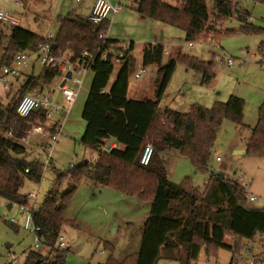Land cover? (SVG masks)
<instances>
[{
  "label": "trees",
  "instance_id": "obj_1",
  "mask_svg": "<svg viewBox=\"0 0 264 264\" xmlns=\"http://www.w3.org/2000/svg\"><path fill=\"white\" fill-rule=\"evenodd\" d=\"M136 5L144 16L183 29L189 41L214 30L215 24L223 19L234 15L243 18L238 0H214L211 9L208 0H181L180 4L169 0H137ZM107 22L95 24L89 16L69 12L60 17L57 33L48 40L20 24L0 20V66L11 64L20 51L36 50L46 41L53 44L55 53L70 50L74 57L102 45L92 64L94 77L82 112L86 127L81 141L97 151V158L74 166L67 173L57 174L41 206L33 210L34 223L41 227L43 241L51 252L44 256L30 249L25 264H69L67 251L57 246L68 222L63 210L71 194L88 180L152 202L138 253L122 262L110 260L108 264H158L162 258L192 264L203 248L210 256L217 248L230 249L234 260L237 250L232 243H226L227 235L241 237L236 241L237 246L244 241L251 243L258 234L264 235V208L251 207L246 189L237 180L222 177L216 171H210L204 190L195 186L190 178L184 183L173 182L168 177L164 154L178 149L191 159L197 171L208 172L224 120L247 126L243 120L244 100L231 95L227 101L217 102L212 107L195 104L186 113L171 108L160 110L177 59L162 63L164 45L152 42L143 49V62L160 65L155 97L130 98L129 78L135 69V57L131 54L134 44L125 48L119 40L110 37L103 44L99 35L106 31ZM105 51L106 59L102 57ZM119 51H123L118 63L121 69L110 84L117 65L114 56ZM185 60L190 67L202 71L204 82L213 78L212 60L202 61L190 56ZM58 75L60 69L43 65L39 75L28 74L17 90L20 92L17 97L16 93L8 102L0 98V203H28L29 197L21 194V187L26 180L39 182L43 177V163L30 157L22 140L28 136L34 122L48 120L46 110L39 109L24 117L16 107L24 94L33 90H39V94L41 88L50 85ZM110 141L117 146L110 151L103 149ZM148 144L153 146L154 154L145 165L140 160ZM249 152L264 155V101L248 142ZM65 184L69 190L62 192Z\"/></svg>",
  "mask_w": 264,
  "mask_h": 264
},
{
  "label": "rangeland",
  "instance_id": "obj_2",
  "mask_svg": "<svg viewBox=\"0 0 264 264\" xmlns=\"http://www.w3.org/2000/svg\"><path fill=\"white\" fill-rule=\"evenodd\" d=\"M169 1L181 3V0ZM238 1L239 13H242L243 18L234 15L223 19L219 24H215L214 30H208L199 38L189 41L183 29L141 14L137 10V0H110L114 5L120 2L122 7L109 16L105 35L119 40L125 48L134 42L131 54L135 57V69L130 73L128 94L132 99L155 97L160 65H145L143 49L150 42H161L165 48L162 63L176 58L177 66L161 99L160 110L171 108L186 113L190 112L195 104L212 107L217 102L227 101L231 95H237L244 100L243 120L247 126L241 127L231 119L224 120L213 148L210 170L197 171L189 157L182 155L178 149H171L164 154L168 177L176 183H184L190 178L201 190L205 189L210 171H222L232 180L243 177L244 183H251L247 191L257 196L256 200L249 201V205L264 208V155L236 152L248 150L253 128L259 120V108L264 101V0ZM20 2L27 4V0H0V8H6L10 14L22 20L21 26L37 30L35 23L38 19L35 17L38 16L33 17L31 12H39L34 7H47L46 12H41L44 14V20L40 21L43 25L40 33H45L49 28V31L55 34L61 15L77 12L86 16L94 0H32L24 13H21V8L17 6ZM208 5L211 9L214 0H208ZM48 36L45 38L48 39ZM121 52L123 53H118ZM187 56L202 61L212 60L213 78L204 82L202 71L190 67L185 60ZM229 58L233 59L232 65L228 64ZM114 61L117 65L110 77V84L121 69L119 61ZM29 62L27 72L39 75L43 65L37 62L36 55H32ZM139 68H145V72L136 79L135 72ZM25 74V77H28V74ZM93 77L94 71L90 68L68 115L61 111L53 112L51 117L43 122L44 133L33 131V125L37 123L34 122L28 136L22 140L31 158L46 163L48 153L51 154L52 163L45 164L42 179L39 182L26 180L20 189L23 195H37L34 208L41 206L58 173H67L74 166L78 167L87 160L97 158V151L81 141L86 127L82 112ZM23 79L22 77L17 83L18 86ZM63 80V75H58L44 90L50 92L54 103L68 106L70 103L65 101L61 90ZM68 85L77 87L72 81H68ZM0 91L2 95H6L5 89L0 87ZM30 92L38 94L39 90ZM16 93L15 97L20 94L19 91ZM5 100L8 102L7 98ZM55 124L57 129L61 128V134L58 140L53 141L51 136L56 132ZM109 143L107 142L108 145ZM46 145H50L49 150L42 151ZM217 157H220V160H217ZM68 190L67 184L61 189L62 192ZM151 206L150 200L130 195L112 186L91 180L82 182L71 194L63 210V215L68 221L62 231L68 242V263L108 264L110 260L122 262L136 255L141 248ZM25 223L26 217L21 213L18 203H13L11 208L6 201L0 203V264H25L30 249L44 256L50 254L49 245L43 241H40L39 246H35L37 235L32 229H27ZM226 243H232L237 250L234 260L230 249L217 248L210 256L203 248L198 260L192 264H245L242 260L243 247L237 246L233 234L227 235ZM250 244L254 253L264 254V235L258 234ZM158 264L179 262L162 258Z\"/></svg>",
  "mask_w": 264,
  "mask_h": 264
},
{
  "label": "built area",
  "instance_id": "obj_3",
  "mask_svg": "<svg viewBox=\"0 0 264 264\" xmlns=\"http://www.w3.org/2000/svg\"><path fill=\"white\" fill-rule=\"evenodd\" d=\"M10 1V0H6ZM81 1V0H76ZM121 4L118 2L117 5H114L110 2V0H95L92 12L89 15V19L95 23L99 24L101 22L107 21L111 14L118 12L121 9ZM0 20L4 23L18 25L20 24V19L12 14H10L7 10L0 8ZM106 32L100 33V38L103 39L102 43L105 44L109 37L105 35ZM48 40L52 39L54 34H48ZM192 44V42H191ZM102 47H98L96 50L86 49L84 50L80 56L74 57L73 53L70 50L61 51L59 53H55L53 51V44L50 41H46L36 49V50H26L20 51L16 54L11 64L0 66V87L3 89H9L11 86L10 78L19 77L23 74L24 70L30 65V58L32 55H36L37 62H40L42 65L51 66L60 69V74L63 75V78L66 79V83L61 86V90L66 102L70 103V105H61L59 103H54L51 99L50 92H46L44 87L41 88L39 94H34L32 92H27L22 96L19 100L16 110L19 115L27 117L30 116L34 111L39 109H45L47 118L51 117L53 112H64L65 114H69L71 111L70 106L75 101L79 90L83 87V80L87 73V71L92 68V64L95 60L98 50ZM165 49V48H164ZM107 52L105 51L102 54L104 59L107 58ZM123 57V53H118L114 56V59L120 61ZM228 64H233V59H228ZM70 71V77H67V73ZM145 72V68H139L135 72V78L139 79L143 73ZM68 81H72L77 85L76 88H72L68 85ZM0 98H2L0 96ZM45 125H43L42 121H38L33 125V131L44 133ZM56 132L52 134L51 139L56 141L59 139L61 134V128L57 129V125L55 124ZM117 146L116 142H112L110 146L105 145L103 149L110 151L112 147ZM50 145H46V149L49 150ZM154 154V149L151 144L145 146L144 151L141 156L142 164H149L152 160ZM217 160H220V157H217ZM51 154L48 153V159L46 163L43 165H50ZM244 178L241 177L237 179V181L241 184L243 188L251 187L250 182L244 183ZM29 200L28 203H21L20 210L26 217L25 227L27 229H32L36 235L35 246H39L40 241L44 240V235L40 233L41 227L34 223L33 210L34 204L37 199V195L31 193L28 195ZM247 197L250 201H254L257 199V196L251 191H247ZM14 221V219L12 220ZM235 241L241 239L239 235H234ZM44 242V241H43ZM68 242L64 238L63 235H60L58 239V248L61 250H66L68 247ZM250 243L243 242L242 247V260L245 261V264H264V254H256L253 252ZM234 246V245H233ZM235 248V247H234ZM13 260V258H12ZM215 264H219L216 262Z\"/></svg>",
  "mask_w": 264,
  "mask_h": 264
},
{
  "label": "crops",
  "instance_id": "obj_4",
  "mask_svg": "<svg viewBox=\"0 0 264 264\" xmlns=\"http://www.w3.org/2000/svg\"><path fill=\"white\" fill-rule=\"evenodd\" d=\"M40 1H45V0H40ZM94 2H95V0H94ZM94 2L89 6V14H87L86 16H84L83 14H79V15H81V16H83V17H88L90 14H91V12H92V8H93V5H94ZM25 3V2H24ZM28 3H32V0H27V4H23V2H20V3H18V7H20L21 8V10L20 11H22L21 13H24V11H26L27 9H28V7H29V4ZM27 5H28V7H27ZM32 5V4H31ZM2 9H5L6 10V8H2ZM34 9H36L37 11H39V12H31L32 13V16L33 17H35V16H38V17H35V18H37L38 19V21L35 23V25L37 26L36 28H37V30H33V31H35V32H37V33H39L41 36H43V37H46L49 33H52L51 31H49V28L47 29V31L45 32V33H40V31L43 29L42 28V23H40V21H43L44 20V18H42L43 17V15L44 14H41V12H46L47 10V7H45V8H40V9H37V8H35L34 7ZM50 10H51V8H49ZM30 13V14H31ZM39 15H42V16H39ZM61 16H63V15H61ZM60 16V17H61ZM60 17L58 18V20L60 19ZM21 22H22V20H20ZM50 21V20H49ZM50 23H52V22H50ZM39 24V25H38ZM21 25V24H20ZM57 33V32H56ZM55 33V34H56ZM53 34V33H52ZM55 34H54V36H55ZM132 43H134V42H131V44ZM152 43H155V42H152ZM159 43H161V42H159ZM29 67V66H28ZM27 67V68H28ZM34 67V66H33ZM26 68V69H27ZM24 70V72L25 73H27V74H29L28 72H27V70ZM23 72V74L21 75V76H19V77H13V78H11L12 80L10 81L11 82V86H10V88L9 89H6L5 91H6V97L4 96V95H2V93H1V91H0V96L2 97V98H7L8 99V101L10 100V98L17 92V90L22 86V84L25 82V80H26V78L27 77H25V73ZM24 78L23 79V81L22 82H20V85L18 86V82L20 81V79L21 78ZM146 97V96H145ZM145 97H142V98H145ZM142 98H139V99H142ZM38 133H40V132H38ZM113 141H110V143H112ZM109 143V144H110ZM43 150H47L46 149V147H44V149H42V151ZM37 200V199H36Z\"/></svg>",
  "mask_w": 264,
  "mask_h": 264
},
{
  "label": "water",
  "instance_id": "obj_5",
  "mask_svg": "<svg viewBox=\"0 0 264 264\" xmlns=\"http://www.w3.org/2000/svg\"><path fill=\"white\" fill-rule=\"evenodd\" d=\"M66 75H67V77H70V75H71L70 71H69ZM65 83H66V79H64V80L62 81L61 86H63ZM236 152H237V153H242V154H247V153H248V150H247V149H245V150H236ZM217 174H218V175H221L222 177H226L225 173L222 172V171H218ZM12 205H13V202H9V203H8V207H9V208H11Z\"/></svg>",
  "mask_w": 264,
  "mask_h": 264
}]
</instances>
